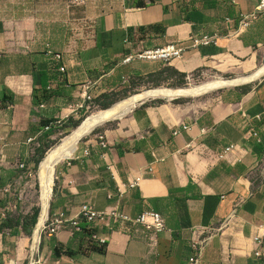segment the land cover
Wrapping results in <instances>:
<instances>
[{
	"label": "crops",
	"instance_id": "0c3cea01",
	"mask_svg": "<svg viewBox=\"0 0 264 264\" xmlns=\"http://www.w3.org/2000/svg\"><path fill=\"white\" fill-rule=\"evenodd\" d=\"M42 1L30 3L23 15H10L0 3V190L12 186L19 164H30L45 137L77 119L85 87L95 97L164 67L190 79L199 69L249 76L264 65V14L246 29L239 30L236 20L224 22L251 12L250 0H86L70 9L62 0L58 18L51 1ZM75 8L83 14L73 16ZM73 21L82 27L77 35L69 31ZM203 33L217 34V44L166 63L123 62L142 49L188 45L192 35ZM48 46L63 54L60 63L48 56ZM260 76L236 100L223 99L228 92L185 102L179 98L187 96L148 98L75 155L77 146L59 159L72 157L58 170L51 218L79 216L85 203L132 217L153 209L164 216L168 231L100 225L94 232L105 238V252L90 250L87 236L69 224L35 239L37 224L24 228L18 217L7 218L11 193H0V214L6 212L0 264H187L197 238L205 239L198 264H264L254 256L253 239L264 224V72ZM45 121L60 123L46 131Z\"/></svg>",
	"mask_w": 264,
	"mask_h": 264
},
{
	"label": "built area",
	"instance_id": "2783aa9c",
	"mask_svg": "<svg viewBox=\"0 0 264 264\" xmlns=\"http://www.w3.org/2000/svg\"><path fill=\"white\" fill-rule=\"evenodd\" d=\"M254 3L253 10L251 12H239L236 18L227 16L224 19L225 24L229 25L234 23L236 20L238 23V29L248 28L260 15L264 14V0H250ZM86 2V0H68L67 8L70 9L73 6H79ZM238 0H231L232 4H237ZM218 36L217 34H196L190 37V43L188 45L176 42H169L163 46H156L152 48H146L139 50L134 53H130L123 59L124 63H129L133 60H142L148 62H162L166 63L173 59H180L184 54L192 48H199L201 46H210L217 44ZM47 54L50 58L56 62L60 63L63 60V54L61 52L55 51L48 46ZM59 71L64 72V65L59 66ZM82 101L78 106L80 110L88 109L90 103L93 101L94 96L90 93L89 87H85L81 91ZM259 117V116H258ZM60 121L49 123L44 126V130H49L54 125L59 124ZM183 130H188L189 126L183 124ZM180 129L174 130V135H179ZM254 136L257 133H253ZM100 145L104 148L107 147V143L103 140V136H99ZM34 138H30L29 141H34ZM235 147L234 144L226 146L220 154V157L232 150ZM84 155L90 154L89 147L84 149ZM19 168L23 171H28L29 167L26 163H20ZM31 175V174H29ZM137 180L131 183V186H135ZM0 193L10 194L11 187L6 186L0 190ZM6 217V212L0 214V223L2 219ZM81 220L86 223V228L88 230H94L95 227L100 225H105L112 228H118L122 230H128L131 227L140 226L146 232L158 234L161 232L168 231L166 220L164 216L153 209H148L140 212L137 216L132 217L123 211L114 209L110 212H99L96 211L93 206L89 203L82 204L80 207L79 216H74L73 218H67L63 214L58 216L50 217L49 222L44 225L41 232L47 233H58L63 228L69 224L73 228L74 233H81L84 231V227L81 225ZM90 238L98 242L99 245L105 244V238L97 235L92 231ZM254 242L256 248L254 250V256L264 261V224L258 233L254 236ZM205 239L197 238L192 243L193 255L189 258L187 264H198L199 255L202 249V245Z\"/></svg>",
	"mask_w": 264,
	"mask_h": 264
},
{
	"label": "rangeland",
	"instance_id": "374dc122",
	"mask_svg": "<svg viewBox=\"0 0 264 264\" xmlns=\"http://www.w3.org/2000/svg\"><path fill=\"white\" fill-rule=\"evenodd\" d=\"M34 1L35 0H0V3L4 5V7L6 8V12L10 13V15H18V14L23 15L26 13L25 11L27 10V6L30 3H34ZM39 1L41 0H36V2H39ZM47 1L48 2L51 1V3L53 4L54 16L58 18L60 14L59 6H61L60 4H62V0H47ZM74 12L75 13L73 16H76V15L80 16L81 14H83L80 8L79 9L75 8ZM81 28L82 27H80V25L76 21H73L72 25L70 26L69 31L71 34L77 35L80 32ZM261 63H264V60ZM249 73L250 72L243 73V74H236V73H231V72L221 73V72H217L216 70L199 69L192 74L190 79H188L187 77L183 79L184 82L182 83L181 82L182 78L179 74H176L172 69L168 67H164L158 74H156L155 76L150 75L148 76L146 80L134 79L132 82H130V86L129 84H126L125 87H120L119 89H116L112 91L111 93L96 95L93 101L90 103L89 108L84 109L79 114V116L77 117L75 121H78V125H79V123L88 115L93 114L99 110L108 108L112 106L114 103L124 98H127L130 95L141 92L146 89L157 88V87L176 88V87H186V86H191V85H199L205 81L213 80L219 77L229 79V78H234L240 75H247ZM169 78L174 79V81H170V83H174L173 85L175 86L169 84L168 82ZM259 78L258 79L256 78L252 82L245 83V84L214 89L206 93H203V95L208 94L212 96L213 98H215L217 97V93L219 92H228L227 93L228 95L224 96L223 99L236 100L241 94L244 93V91H247L248 89H250V87L257 80H259ZM230 92L232 93L230 94ZM194 98H195L194 96L180 97L179 101L181 102L192 101ZM117 119L118 118L104 122L103 124L97 126L91 133L84 136L77 144V148H76L74 155L79 149H81L82 146H84V143L87 140L91 139L95 134L102 131L104 128L110 125H114ZM75 127L76 126H68L65 128L61 127L59 130L55 132V135L53 136V138L45 137L43 141L35 148L34 153L31 156V162L28 165L29 167L28 171H23V170L20 171V175L16 178L15 182L11 186V195L8 197L9 203L7 204L8 208L6 209L7 218H11L12 220H14L16 217H18L17 221L19 222L20 220L26 221L27 226L34 228V226L29 225V220H30L29 218L33 214L36 208L39 210L38 217L41 213V207L39 203L40 185L38 181V169H39L40 163L36 164V160L40 158V155L42 153L45 156V154L48 152L49 149H51L56 144H58L62 140V138L65 137L67 134H69ZM69 157L59 160L58 163L55 165V168H54L55 179H54L52 196L49 202L48 216H47L45 225L49 222L50 215H51L50 214L51 202H52V198L55 193V190L57 188L56 185L58 182V170L68 160L72 158V157L71 158ZM54 173L52 171L50 178H52V174ZM50 187H51V184H50ZM42 233L44 232H40V234Z\"/></svg>",
	"mask_w": 264,
	"mask_h": 264
},
{
	"label": "bare ground",
	"instance_id": "6f19581e",
	"mask_svg": "<svg viewBox=\"0 0 264 264\" xmlns=\"http://www.w3.org/2000/svg\"><path fill=\"white\" fill-rule=\"evenodd\" d=\"M263 72L264 65L259 68L255 74L249 76L243 75L229 79L219 77L213 80L205 81L199 85L186 87H157L146 89L132 94L106 109L99 110L85 117L79 126L74 128L69 134L63 137L58 144L48 150L39 164L38 181L40 185L39 203L41 213L39 215V222L36 223L37 225L35 226V239L39 238L40 232L47 220L49 202L51 198L50 176L55 164L63 154L69 152L77 146L79 141L86 136L93 127H97L106 121L122 117L123 114L129 112V110L138 104L142 99L164 96H196L214 89L251 82L263 74Z\"/></svg>",
	"mask_w": 264,
	"mask_h": 264
},
{
	"label": "trees",
	"instance_id": "16d2710c",
	"mask_svg": "<svg viewBox=\"0 0 264 264\" xmlns=\"http://www.w3.org/2000/svg\"><path fill=\"white\" fill-rule=\"evenodd\" d=\"M140 4H143V3H140ZM170 68V67H169ZM170 69H172V68H170ZM176 74H179L180 76H181V78H182V83L184 82L183 81V79H185L186 78V74H184V73H179L178 71H176L175 69H172ZM248 91V90H247ZM246 91H244V93H245ZM154 102H161V100H156V101H154ZM106 109V108H105ZM76 119H73V118H70L68 121H67V123L63 126L64 128L65 127H68V126H76L77 127V125H78V121H75ZM81 123V122H80ZM79 123V124H80ZM47 124H49V121H45L44 123H43V125H47ZM79 126V125H78ZM75 127V128H76ZM44 157V154L42 153L41 155H40V158H38L37 160H36V164H39L40 163V161L42 160V158ZM50 184H51V196H52V191H53V185H54V175L52 174V178H51V181H50ZM38 214H39V210L36 208L35 210H34V212H33V214L30 216V220H29V225H32V226H34L35 224H36V222H37V219H38ZM22 225H23V227L24 228H26V226H27V224H26V221H23V223H22ZM84 227V231L83 232H81L83 235H85V236H87V238L89 239V241L91 242V244H90V250H92V251H97V252H105V246H104V244H102V245H98L97 244V242H94V241H92V239L90 238V236H91V233H92V231H94V230H88L87 228H86V226H83ZM59 252H60V250H59V248H55L54 249V253H55V255H58L59 254ZM67 253L68 254H73L74 252H72L71 250H67Z\"/></svg>",
	"mask_w": 264,
	"mask_h": 264
},
{
	"label": "water",
	"instance_id": "95a60500",
	"mask_svg": "<svg viewBox=\"0 0 264 264\" xmlns=\"http://www.w3.org/2000/svg\"><path fill=\"white\" fill-rule=\"evenodd\" d=\"M253 81V80H252ZM251 81V82H252ZM247 83H249V82H247ZM245 84V83H244ZM148 99V98H147ZM147 99H142L140 102H144L145 100H147ZM125 114H123V116H124ZM96 127H93L89 132H88V134L89 133H91L94 129H95Z\"/></svg>",
	"mask_w": 264,
	"mask_h": 264
}]
</instances>
